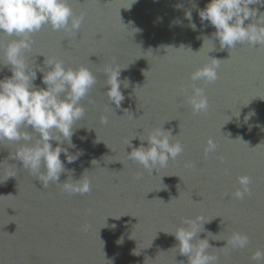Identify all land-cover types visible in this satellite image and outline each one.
Segmentation results:
<instances>
[{
    "label": "water",
    "instance_id": "95a60500",
    "mask_svg": "<svg viewBox=\"0 0 264 264\" xmlns=\"http://www.w3.org/2000/svg\"><path fill=\"white\" fill-rule=\"evenodd\" d=\"M68 2L76 16L84 15L76 35L44 26L25 57L29 67L54 57L96 75L80 101L85 114L74 125L75 148L61 145L69 154H83L67 163L61 153L74 172L59 178L72 183L85 173L92 188L83 195L69 194L63 185L44 188L12 158L23 141L0 144V264H189L168 233L198 216L210 221L199 238H208L215 264H264L252 258L264 251V45L209 52L208 41L201 48L202 37L215 32L198 15L209 0H137L129 9L131 0ZM14 38L0 36V45ZM214 46L219 49V42ZM2 57L0 47V62ZM210 58L223 60L219 79L193 82L191 74ZM116 68L125 96L119 108L105 95L106 73ZM41 75L34 83L44 87ZM7 76L5 67L0 79ZM193 83L205 90L206 113L194 114L187 102ZM249 113L255 114L245 118ZM162 125L184 151L152 173L128 158L127 143ZM210 138L217 148L205 156ZM140 143L132 140L134 147ZM9 174L15 177L7 179ZM241 175L251 178V195L238 200L233 193ZM236 232L248 236V245L224 247Z\"/></svg>",
    "mask_w": 264,
    "mask_h": 264
},
{
    "label": "clouds",
    "instance_id": "9594fccd",
    "mask_svg": "<svg viewBox=\"0 0 264 264\" xmlns=\"http://www.w3.org/2000/svg\"><path fill=\"white\" fill-rule=\"evenodd\" d=\"M136 2L137 0H131L127 9ZM256 5L264 6V0H209L203 9H198V15L201 24L205 25L207 22L215 28V32L211 37H202L201 48L208 41L213 45L209 52L225 49L230 52L238 44L253 47L264 45V12H260ZM185 18L189 21V27L195 31L197 25L192 21V12L186 11ZM83 20L84 15L76 16L68 0H0V36L15 37L9 40L6 46L0 45L3 48L0 70L7 67L11 72V76L0 79V144L5 141H23L19 143L21 146L12 158L20 161L23 168L35 174L44 188L50 184L63 185V191L81 195L89 193L92 188L91 181L84 176L85 173L79 180L72 179V183L67 182L68 180L60 183L59 178L66 171L74 172L65 168L60 158L61 153H64L67 163L75 162L83 153L78 150L75 154H69L68 148L61 145L67 144L68 147L75 148L72 142L74 125L85 114L80 101L88 96L97 83V77L86 66L66 67L62 60L54 57L44 56L43 65L35 62L36 67H29L25 53L32 48L33 34L44 26H51L54 31L63 30L76 35ZM246 21L249 22L245 23ZM214 41L219 42V49L215 48ZM210 60V63L191 74L193 82L203 81L211 84L219 79L218 70L223 60ZM120 71L121 68H116L106 73L108 90L105 95L117 108L125 99L121 91ZM37 72L42 74L41 83L44 87L34 83ZM124 87L126 88L125 83ZM191 88L192 94L187 102L191 105L193 113H206L209 101L204 88L197 87L195 83ZM181 91L186 89L182 87ZM254 114L249 113L245 118L249 119ZM101 122L106 124L107 117H101ZM136 138L141 143L134 147L132 140ZM132 140L127 143V147L132 149L127 152L128 158L152 173L158 167H165L170 159L175 160L184 151L183 145L173 139L171 130H165L163 125L151 131L147 138L136 136ZM53 141L56 142L55 147ZM216 148V143L210 138L205 148V156L215 152ZM94 162L96 161L93 160L92 164ZM189 166L195 167L194 164ZM10 177L15 175L9 174L7 179ZM238 183L240 187L233 193L235 199L242 200L246 195H251V178L248 175L239 176ZM208 222L200 216L185 219L183 224L187 226L177 227L174 232L168 233L178 241L174 248L188 258L189 264L216 262L217 258L208 251L211 247L208 238H199V234L205 231L204 224ZM122 242V238L117 241L118 244ZM248 243L246 234L236 232L226 241L224 247L244 248ZM133 254L136 255L135 250ZM252 258L257 261L264 259V251L257 250Z\"/></svg>",
    "mask_w": 264,
    "mask_h": 264
}]
</instances>
